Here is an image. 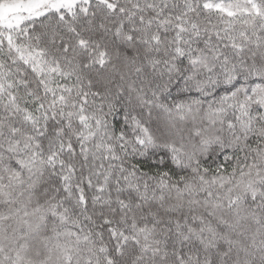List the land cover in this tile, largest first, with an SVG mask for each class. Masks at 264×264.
Masks as SVG:
<instances>
[{"label": "snow or ice", "instance_id": "6c2138e0", "mask_svg": "<svg viewBox=\"0 0 264 264\" xmlns=\"http://www.w3.org/2000/svg\"><path fill=\"white\" fill-rule=\"evenodd\" d=\"M0 264H264V0H0Z\"/></svg>", "mask_w": 264, "mask_h": 264}]
</instances>
